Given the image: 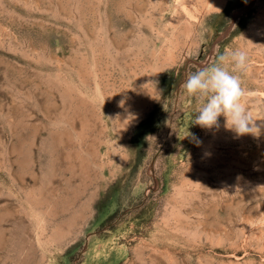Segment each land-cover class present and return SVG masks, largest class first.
Returning a JSON list of instances; mask_svg holds the SVG:
<instances>
[{
  "label": "rangeland",
  "instance_id": "obj_1",
  "mask_svg": "<svg viewBox=\"0 0 264 264\" xmlns=\"http://www.w3.org/2000/svg\"><path fill=\"white\" fill-rule=\"evenodd\" d=\"M237 49L259 126L264 0H0V264H264V128L181 87Z\"/></svg>",
  "mask_w": 264,
  "mask_h": 264
},
{
  "label": "clouds",
  "instance_id": "obj_2",
  "mask_svg": "<svg viewBox=\"0 0 264 264\" xmlns=\"http://www.w3.org/2000/svg\"><path fill=\"white\" fill-rule=\"evenodd\" d=\"M249 64L246 51H225L216 57L214 63L201 66L187 75L182 89L189 96L203 101L191 120V126L208 129L219 127V119L224 117L225 126L237 136L255 135L264 128V124L257 125L251 110L246 106V98L251 93L243 87L241 77L235 74L247 70ZM120 103L122 105L124 101Z\"/></svg>",
  "mask_w": 264,
  "mask_h": 264
}]
</instances>
